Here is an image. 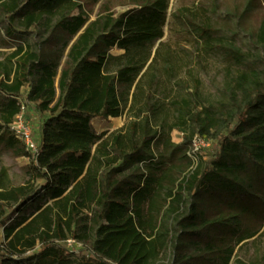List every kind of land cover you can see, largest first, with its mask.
Segmentation results:
<instances>
[{
  "label": "trees",
  "instance_id": "trees-1",
  "mask_svg": "<svg viewBox=\"0 0 264 264\" xmlns=\"http://www.w3.org/2000/svg\"><path fill=\"white\" fill-rule=\"evenodd\" d=\"M170 2L130 0L119 17L106 7L89 21L85 0H0L15 43L0 60V264H157L171 247V264H264V217L243 222L264 203V80L256 69L239 72L229 88L245 95L231 131L238 141L209 166L192 160L194 127L204 137L220 129L223 100L205 92L187 48L163 41ZM182 20L204 54L224 50L237 65L246 58L197 13ZM32 28L40 41L24 37ZM259 36L264 42V26ZM27 87L26 101L47 116L35 160L10 130ZM122 116L121 129L92 128L95 117ZM5 151L30 161L21 184L2 166ZM216 205L239 216L212 213ZM70 238L95 261L61 246ZM251 239L254 253L242 260Z\"/></svg>",
  "mask_w": 264,
  "mask_h": 264
},
{
  "label": "rangeland",
  "instance_id": "rangeland-1",
  "mask_svg": "<svg viewBox=\"0 0 264 264\" xmlns=\"http://www.w3.org/2000/svg\"><path fill=\"white\" fill-rule=\"evenodd\" d=\"M129 1L99 0L95 2V0H85L83 10L88 15L89 21L102 16L106 7H109V11L114 13L115 18H117L120 14L133 9L132 6L128 5ZM169 9L163 41H169L175 47L181 46L187 48L191 52L193 59L197 60V63H200L198 66L199 76L204 83L205 92H211L216 98L221 97L223 100V126L220 129L216 131L212 130L208 137L202 136L197 127H194L195 130L192 129L195 133L192 140L197 135L208 140L210 143L208 147L200 150L197 159H201L204 166H209L218 155H222L224 147L228 143L238 141L235 137H231V131L236 126L245 95L240 90L236 92L229 90L230 86L234 83L235 77L243 70L256 69L261 79L264 80V42L260 40L259 36L260 29L264 26V0H171ZM195 13H197L200 19L210 22L214 38H219L227 44L234 45V47L239 48L246 54V58L242 60L241 64L237 65L234 59L224 50L222 52L211 51L209 55L201 52V46L204 44L198 37L197 29L189 28L186 21L182 20V17L186 18V20L187 18H192ZM7 25V18L0 15V48L8 43L11 44V48L15 47V43L7 39ZM38 32V29L32 28L28 33L23 35L28 42L34 43L40 41ZM59 39L64 42L67 37L60 34ZM110 52L113 55H120L123 50L115 48ZM28 90V88L23 90L19 102L24 106L23 116H25L27 123L34 131L35 143L40 146L41 128L47 116L38 111L36 104L26 101L25 96ZM126 121L127 119L124 116L121 118L109 117L107 119L95 117L92 120V128L97 133H102L108 129L115 131L121 129ZM228 138L231 139L228 140ZM172 139L176 143L182 144L183 135L178 131H174ZM1 161L2 166L7 169L11 179L16 184H21L26 177L25 167L30 161L24 156L16 158L9 151L2 153ZM242 190L243 187L237 185L233 187V191L236 193H242ZM200 192H203V190H200ZM186 198L188 200V207L191 208V204L195 203V200L188 195ZM216 201L218 199L213 198L211 203L215 205ZM217 205L211 211L212 213L221 212L220 214L227 215V217L229 215L239 216V211L228 210L222 212L223 210L217 207ZM253 206L255 208V210H252L255 213L254 216L246 218L243 222L246 221L251 226H257L262 217H264V203L257 201L253 203ZM224 219L220 218L219 220H222L220 223L225 225L229 221L224 222L226 220ZM5 220L6 222L11 221L9 213ZM235 222L239 224L243 223L241 219ZM3 226L4 222H0V242L4 239ZM252 240L246 243V247H244L242 252L237 254V257H240L242 260H248L253 255L255 245L252 244ZM61 246L74 252L80 260L89 259L95 261L96 259L87 245L80 244L72 238L68 239L65 243H61ZM173 258L174 253L171 247L162 253L157 264H171L174 260Z\"/></svg>",
  "mask_w": 264,
  "mask_h": 264
},
{
  "label": "built area",
  "instance_id": "built-area-1",
  "mask_svg": "<svg viewBox=\"0 0 264 264\" xmlns=\"http://www.w3.org/2000/svg\"><path fill=\"white\" fill-rule=\"evenodd\" d=\"M22 105L21 112L15 118L14 122L10 125V130L15 135L18 141H21L25 146L26 150L29 152L30 157L35 160L36 156L40 152V146L35 143L34 131L31 126L27 123L25 116H23ZM208 140L197 136L192 140V143L188 149L187 155L192 158V160L197 162L200 150L209 146Z\"/></svg>",
  "mask_w": 264,
  "mask_h": 264
},
{
  "label": "crops",
  "instance_id": "crops-1",
  "mask_svg": "<svg viewBox=\"0 0 264 264\" xmlns=\"http://www.w3.org/2000/svg\"><path fill=\"white\" fill-rule=\"evenodd\" d=\"M8 48V49H6ZM15 50V47H12L10 45H5V46H2L0 48V60L3 61L4 57L7 56L8 54H10L11 52H13ZM28 88V87H27ZM29 89V88H28ZM24 90V89H23ZM23 92V91H22ZM114 131L113 129H108L107 131H103V132H112ZM41 135H42V130H41ZM40 140H41V137H40ZM40 143V142H39Z\"/></svg>",
  "mask_w": 264,
  "mask_h": 264
}]
</instances>
